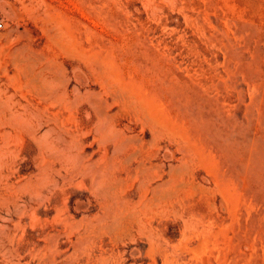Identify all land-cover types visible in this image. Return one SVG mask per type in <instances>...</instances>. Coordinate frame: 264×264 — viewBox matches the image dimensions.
I'll return each instance as SVG.
<instances>
[{"label":"rangeland","instance_id":"1","mask_svg":"<svg viewBox=\"0 0 264 264\" xmlns=\"http://www.w3.org/2000/svg\"><path fill=\"white\" fill-rule=\"evenodd\" d=\"M0 23V264H264V0Z\"/></svg>","mask_w":264,"mask_h":264},{"label":"bare ground","instance_id":"2","mask_svg":"<svg viewBox=\"0 0 264 264\" xmlns=\"http://www.w3.org/2000/svg\"><path fill=\"white\" fill-rule=\"evenodd\" d=\"M15 51H16V50H15ZM14 54H15V53H14ZM14 57H15V56H14ZM17 59H18V58H17ZM38 61H40V60H38ZM21 62H22V61H21ZM25 62H26V61H25ZM22 63H24V62H22ZM36 65H37V64H36ZM32 67H33V65H32ZM14 68H15V67H14ZM28 68H30V67L28 66ZM34 68H35V67H34ZM30 69H31V68H30ZM28 70H29V69H28ZM29 71H30V70H29ZM30 72H31V71H30ZM24 73H25V72H24ZM31 73H32V72H31ZM33 73H34V71H33ZM32 75H33V74H32ZM28 77H29V76H28ZM37 79H38V78H37ZM44 79H46V78H44ZM51 80H52V79H51ZM63 80H64V79H63ZM31 81H34V82H35V80H33V79H32ZM43 81L45 82V80H43ZM46 81H47V79H46ZM45 83H46V82H45ZM47 83H48V82H47ZM48 84H50V82H49ZM48 84H47V89L50 87V86H48ZM54 84H56V83H54ZM54 84H52V85H54ZM43 89H44V88H43ZM50 89H51V88H50ZM48 90H49V89H48ZM74 90H75V89H74ZM50 91H51V90H50ZM47 93H48V92H47ZM64 94H65V93H64ZM78 97H79V96H78ZM84 97H85V96H84ZM76 99H77V98H76ZM74 100H75V99H74ZM91 100H92V99H91ZM43 101H44V100H43ZM89 101H90V100H89ZM98 101H99V100H98ZM5 103H6V102H5ZM89 103H90V102H89ZM64 104H65V103H64ZM72 104H74V102H73ZM70 105H71V104H70ZM8 106H9V105H8ZM66 106H67V104H66ZM71 106H72V105H71ZM111 106H112V105H111ZM69 107H70V106H69ZM101 107H102V106H101ZM8 108H9V107H8ZM5 109H6V108H5ZM9 109H10V108H9ZM23 109H24V108H23ZM71 109H72V108H71ZM97 109H98V108H97ZM142 109H143V108H142ZM7 110H8V109H7ZM97 111H98V110H97ZM123 114H124V113H123ZM146 115H147V114H146ZM9 116H10V115H9ZM10 117H11V116H10ZM20 117H21V116H19V118H20ZM4 119H5V118H4ZM106 119H107V118H106ZM24 120H25V119H24ZM8 121H9V120H8ZM103 121H104V120H103ZM26 124H27V123H26ZM105 125H106V124H105ZM102 126H103V125H102ZM25 127H26V126H25ZM22 128H23V127H22ZM31 128H32V127H30V129H31ZM102 128H103V127H102ZM60 129H61V128H60ZM25 130H26V129H25ZM17 131H18V130H17ZM26 131H27V130H26ZM107 132H108V131H107ZM110 132H111V131H110ZM33 133H34V132H33ZM64 133H65V132H64ZM104 141H105V140H104ZM153 142H154V141H153ZM122 143H123V142H122ZM122 143H121V144H122ZM44 147H45V146H44ZM56 148H57V146H56ZM57 150H58V149H57ZM60 150H61V149H60ZM55 151H56V149H55ZM58 152H59V151H57V153H58ZM119 152H120V150H119ZM59 153H61V152H59ZM115 153H116V152H115ZM131 155H132V154H131ZM131 155H130V156H131ZM130 158H131V157H130ZM41 162H42V161H41ZM142 164H143V163H142ZM48 165H49V164H48ZM88 165L90 166V164H88ZM110 165H111V164H110ZM113 166H114V165H113ZM115 167H116V166H115ZM92 168H93V167H92ZM145 168H146V167H145ZM145 168H144V169H145ZM156 168H157V167H156ZM144 169H143V170H144ZM86 170H87V169H86ZM143 170H142V171H143ZM151 170H152V169H151ZM91 171H92V170H91ZM91 171H90V172H91ZM136 171H137V170H136ZM140 171H141V170H140ZM144 171H145V170H144ZM156 172H157V171H156ZM75 173H76V172H75ZM87 173H89V172H87ZM79 174H80V173H79ZM92 174H93V173H92ZM91 176H92V175H91ZM102 176H103V175H102ZM73 177H74V176H73ZM93 177H94V176H93ZM97 177H98V175H97ZM94 178H95V177H94ZM99 179H100V178H99ZM91 181H92V180H91ZM108 181H109V180H108ZM98 182H99V181H98ZM95 183H96V182H95ZM95 183L93 184V186H95ZM99 183H100V182H99ZM109 183H110V182H109ZM111 183H112V182H111ZM91 184H92V182H91ZM100 184H101V183H100ZM103 184H104V183H103ZM139 184H140V182H139ZM139 184H138V185H139ZM160 184H161V183H159V185H160ZM106 185H107V184H106ZM106 185H105V186H106ZM141 185H142V184H141ZM180 185H181V184H180ZM90 186H91V185H90ZM100 186H102V184H101ZM100 186H99V187H100ZM112 186H113V185H112ZM142 186H143V185H142ZM165 186H166V184H165ZM27 187H28V186H27ZM99 187H98V188H99ZM109 187H110V186H109ZM138 187H139V186H138ZM143 187H144V186H143ZM157 187H158V186H157ZM160 187H162V186H160ZM104 188H105V187H104ZM114 188H115V187H114ZM158 188H159V187H158ZM158 188H157V189H158ZM163 188H164V187H163ZM101 189H103V188L101 187ZM101 189H100V190H101ZM107 189H108V188H107ZM111 189H112V188H111ZM28 190H29V189H28ZM96 190H97V188H96ZM105 191H106V190H105ZM124 191H125V190H124ZM158 191H159V190H158ZM98 192L100 193V191H98ZM102 193H103V191H102ZM151 193H152V192H151ZM156 193H157V191H156ZM158 193H159V192H158ZM162 194H163V193H162ZM102 195H103V194H102ZM102 195H100V196H102ZM142 195H143V198H144V193H143ZM158 195H159V194H158ZM167 196H168V195H167ZM167 196H166V199H167ZM116 197H117V196H116ZM140 197H141V196H140ZM151 197H152V195H151ZM163 197H164V196H163ZM109 198H111V197H109ZM112 198H113V197H112ZM112 198H111V199H112ZM141 198H142V197H141ZM148 198H149V197H148ZM154 198H155V197H154ZM159 198H161V197H159ZM159 198H158V200H159ZM164 198H165V197H164ZM113 199H114V198H113ZM166 199H165V200H166ZM115 200H116V199H115ZM146 200H147V199H146ZM158 200H157V201H158ZM139 201H141V200L139 199ZM154 201H155V200H154ZM113 202H115V201H113ZM151 202H152V201H151ZM155 202H156V201H155ZM133 203H134V202H133ZM143 203H144V201H143ZM143 203H142L141 205H144ZM138 204H139V203H138ZM154 204H155V203H154ZM135 205H137V204L135 203ZM147 205L149 206V204H147ZM129 206H130V205H129ZM145 206H146V205H144V207H145ZM150 206H151V205H150ZM150 206H149V207H150ZM110 207H111V206H110ZM127 207H128V206H127ZM127 207H126V208H127ZM115 208H116V207H115ZM147 208H148V207H147ZM147 208H146V209H147ZM133 210H135V209H133ZM147 210H148V209H147ZM107 211H108V210H107ZM110 211H111V209H110ZM110 211H109V212H110ZM122 212H123V211H122ZM131 212H132V210H131ZM131 212H130V213H131ZM173 213H174V212H173ZM134 214H135V213H134ZM127 215H128V214H127ZM131 215H132V214H131ZM177 215H178V214H177ZM177 215H176V216H177ZM102 216H103V215H102ZM111 216H112V215H111ZM138 216H139V215H138ZM132 217H133V215H132ZM102 218H103V217H102ZM110 219H111V218H110ZM105 220H106V219H105ZM120 220H122V219H120ZM120 220H119V221H120ZM98 221H99V220H98ZM101 221H102V220H101ZM137 222H138V221H137ZM186 222H187V221H186ZM119 223H120V222H119ZM187 223H188V222H187ZM98 224H99V223H98ZM142 226H143V225H142ZM103 227H104V226H103ZM106 228H107V227H106ZM129 230H130V229H129ZM86 241H87V239H86ZM87 243H88V242H87Z\"/></svg>","mask_w":264,"mask_h":264},{"label":"built area","instance_id":"3","mask_svg":"<svg viewBox=\"0 0 264 264\" xmlns=\"http://www.w3.org/2000/svg\"><path fill=\"white\" fill-rule=\"evenodd\" d=\"M0 27H2V24L0 23Z\"/></svg>","mask_w":264,"mask_h":264}]
</instances>
